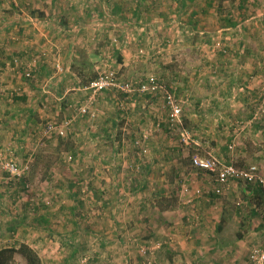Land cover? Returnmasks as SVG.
<instances>
[{
    "label": "rangeland",
    "instance_id": "rangeland-1",
    "mask_svg": "<svg viewBox=\"0 0 264 264\" xmlns=\"http://www.w3.org/2000/svg\"><path fill=\"white\" fill-rule=\"evenodd\" d=\"M31 1L30 7H20L21 0H0V247L25 243L41 264H184L168 260L178 256V250L170 244L169 232L152 223L161 219L157 209L181 208L178 217H186L187 204L199 198L201 191L196 189H202L206 177L214 181V173L198 171L191 158L209 159L217 171L229 165L255 166L264 181V0H112L117 7L115 17H106L102 26L92 25L96 16L88 19L91 33L98 28L106 39L101 41V57L93 58L84 70L85 85L105 70L114 71L121 82H132L135 89L156 77L182 107L180 123L169 127L163 122L157 129V114L165 111L163 89L140 96L139 104L151 114L144 133L151 130V140L164 145L165 151L152 144L147 147L141 134L132 144L131 162L119 167L97 164L94 154L84 162L81 151L73 149L81 141L71 127L77 113L82 115L77 109L69 123L59 114L53 118V108L45 111L40 106L41 118L34 123L30 119L26 126L34 133L30 130L24 137L23 120L6 114L22 103L14 86L18 68H31L34 75L45 51L36 50L45 31L35 30L21 39L20 25L29 22L20 8L32 11L35 20L43 21L45 29L56 35L62 27L59 18L49 15H62L58 10L63 12L65 7L51 3L57 0ZM90 1L92 5L94 0ZM85 37L97 47L94 34ZM21 45H33L34 62L28 61L26 52L17 55ZM119 62L126 66L119 67ZM86 92L92 96L90 90ZM99 95L82 102L83 107L96 114L94 103ZM116 101L120 110L127 100ZM36 124L41 135L36 134ZM48 125L52 130L45 135ZM21 143L24 148H18ZM143 146L146 153L141 151ZM157 155L166 163L149 171L147 161ZM181 158L187 165L179 169L176 185H184L186 191L167 187L157 177L168 173L170 163ZM10 160L18 169L28 167L23 176H11L3 168ZM148 173L156 181L146 187ZM227 185L223 195L211 188L214 195L224 197L213 206L221 208L223 201L228 205L224 217L230 228L224 233L227 241L248 239L238 264H250L251 251L264 250V187L242 181ZM166 236L168 240H162ZM227 248L222 252H228ZM16 261L23 264L19 256Z\"/></svg>",
    "mask_w": 264,
    "mask_h": 264
},
{
    "label": "crops",
    "instance_id": "crops-1",
    "mask_svg": "<svg viewBox=\"0 0 264 264\" xmlns=\"http://www.w3.org/2000/svg\"><path fill=\"white\" fill-rule=\"evenodd\" d=\"M21 2L23 3L20 7H28L29 3L32 1L21 0ZM51 3L65 7V9L62 8L63 12H61V9L58 10V14L62 15H56L53 12L49 13L50 16H54L53 20L59 18V23L62 24L61 30H58L59 32L57 31V35L53 33L54 30H46L43 21L38 22L35 20L32 11H27V13H25L21 11L22 9L20 8V12L24 19L29 22V24L26 25L27 27L20 25L23 28L19 33L21 39L25 40L26 37H29L28 34L34 35L35 30L38 31V33L45 31L41 33L43 36L47 34L44 40L37 41V46L39 47L36 48V50L44 49L45 51L42 60L40 62L38 61L34 69V78L28 80L23 77L25 67L18 68L17 73L19 74V78L15 81L14 86L18 89V96L21 97L19 99L22 103H20L12 113H6L9 116L23 120V126H21L22 129L20 130L23 137L32 130L26 129L30 119L34 123L36 118L39 116V118H41V107H44L45 111L53 108V118L59 114L58 116L64 120L67 118L69 123L72 122L71 118L73 119L74 109L79 111L86 109L83 107L82 102L83 104L86 102L89 103L91 97L89 93L86 92L87 90H85L87 85L84 84L83 73L85 68L93 64L90 63L93 62V58L98 56L101 57L99 51L104 49L100 47L102 46L101 41L106 39L104 32L100 31L98 28L92 29L94 31L91 33L92 31L87 22H89V18H95L96 16L97 22L92 25L102 26L106 17H115L113 13H115L117 8L116 5H112V0H94L92 5L90 0H57ZM44 12L47 14L48 11L46 10ZM35 21H37V24ZM121 31L124 32L125 29ZM93 34L94 38L92 37V39L96 40L97 47L92 46L86 41L85 35L91 37ZM77 43H79V46ZM20 48L17 55H23V52H26L28 53V61L34 59L32 57L34 56L32 53L35 52L33 50L35 49L33 45H21ZM55 48H57L59 52L55 51ZM46 49L51 50L52 53H48ZM53 53H56L57 57L52 56ZM122 54L125 53L123 52ZM53 61L56 63H53ZM118 66L125 67L126 62H119ZM19 92H21L20 95ZM140 96H142V94L135 93L126 95L118 91H105L97 96L96 101L94 100L96 102L94 103V108L97 111L94 120H89L88 118L90 117L84 114L80 117L77 113V121L71 127L74 129V132H77V135L80 136L81 141H78L77 145H73V149H75V151H81L79 155L82 161L85 162V160H90V157L93 158L94 154L95 162L99 164L100 161V164L103 166L110 164L119 167L121 165L125 166L131 162L134 154L132 151L134 140L137 136L139 137L141 134H144L147 126L151 123L149 122L151 121L150 110L143 104H139L142 98H139ZM116 98L120 101L127 100L125 104L121 103V111L117 108L118 106H116L118 104ZM135 105L136 107H134ZM87 110L89 109H86V111ZM162 113L163 111L157 114V117ZM152 116L154 117V115ZM35 127L37 129L36 134L39 133V135H41L40 131L38 132L39 128L37 124ZM32 132L34 133L33 130ZM152 138L153 137L150 136L147 142L144 141L147 147H149V144H152L153 148L157 150L161 148V153H164V145L156 144L154 140H151ZM18 148H24V145L21 143ZM106 149L109 151L108 156L105 155ZM157 157V159L147 161L148 164L146 166H148L147 169L149 171H151L150 167L151 169L155 166L163 167L166 163V160H164L165 158L159 155H157ZM107 160H110V162ZM170 164L171 170L169 172L171 173L162 174L160 177L156 174L158 180L168 183L166 184L167 187L171 185L176 190H180V186L182 191H186L184 185H176V177H178L180 172L179 169L187 165V160L182 158L179 160L175 159ZM201 172L205 174L208 173L205 171ZM150 175L152 174L148 173V177L143 186L147 187V185L149 186V184L156 181L153 176L149 178ZM97 177L99 178V175H97ZM101 181H105V178ZM198 184L200 183L198 182ZM166 185L161 184L159 186L166 187ZM214 185L215 182L212 180V176L211 179L206 177L205 182L201 185L203 186L202 189H196V191H201L200 195L196 196L199 197L198 200L193 202L192 199L188 200V202L192 203L186 206L188 207L186 217H178L177 214L181 211V208L172 207L163 210L157 209V212L161 213V215H159L161 219H158L159 221L157 223L153 222L152 226H160L166 230L165 232H169L170 244L173 243L174 250H178V253H176L178 256H173L172 259L169 258L168 260L174 262L181 261L184 264H238L239 261H241L240 257L243 252L241 247L248 244V239L236 237L227 241L228 235H226L224 231L227 232L230 225L227 223L228 217L225 218L224 215L228 212L226 211L228 205L223 201L221 208L217 207L218 203L216 199L221 200V198L224 197H217V195L211 192V188ZM229 191H226V193ZM192 192L193 189H191V193ZM178 194L179 193H177V195ZM223 194H225V190L222 195ZM204 196L205 198H203ZM183 208L185 207L183 206L182 209ZM217 212H219L220 215L219 219L216 217ZM151 222L152 221H150L148 225H150ZM167 236L162 240H168ZM167 243L169 244L168 241ZM226 246L230 248H227L228 252L224 253L222 251L226 250ZM200 254H202V256L198 257Z\"/></svg>",
    "mask_w": 264,
    "mask_h": 264
},
{
    "label": "built area",
    "instance_id": "built-area-1",
    "mask_svg": "<svg viewBox=\"0 0 264 264\" xmlns=\"http://www.w3.org/2000/svg\"><path fill=\"white\" fill-rule=\"evenodd\" d=\"M24 76L26 78H34L33 71L30 69L25 68ZM135 84V83H134ZM137 88L135 89L134 85L130 81L121 82L116 76V73L112 70H105L98 73L87 85L86 89L91 91V98H94L95 95L101 94L105 91H120L127 95L130 94H153L157 92L158 89H163V99L165 101V105L163 108V113L160 117L157 118L156 127L159 129L161 123L167 122L169 127L174 126L177 123H180V118L182 115V107L180 102L177 101V98L173 93H169L167 90L164 89L163 86L159 85L154 77L149 78V81L146 83L137 84ZM87 109V108H86ZM83 109L81 111L82 114H89L91 118L95 117V113H91ZM165 117V118H163ZM49 130H52V126L48 125L47 130L44 131V134H48ZM60 135L63 133H59ZM153 134L151 130L144 133L142 138L144 141ZM138 144L139 141H136ZM142 153L147 152V148L143 146L140 147ZM191 165L194 166L196 169L205 171V172H213L214 173V182L215 186L213 187V192L217 195L222 194L223 188L225 185L228 184L229 181H242L247 184H258L259 186H263L264 181L260 175H258L257 169L255 166H250L246 169L244 168H237L233 165L225 166L222 170L216 169L215 162L200 158L198 156H193L191 158ZM3 168L6 169L11 176H17L20 178L23 176L28 169L27 166L22 168L17 167V163L13 160L6 162L3 165ZM198 192V191H197ZM249 263L250 264H264V250H252L249 255Z\"/></svg>",
    "mask_w": 264,
    "mask_h": 264
},
{
    "label": "trees",
    "instance_id": "trees-1",
    "mask_svg": "<svg viewBox=\"0 0 264 264\" xmlns=\"http://www.w3.org/2000/svg\"><path fill=\"white\" fill-rule=\"evenodd\" d=\"M16 256L23 264H41L37 253L25 243H19L16 247H0V264H21L16 261Z\"/></svg>",
    "mask_w": 264,
    "mask_h": 264
}]
</instances>
